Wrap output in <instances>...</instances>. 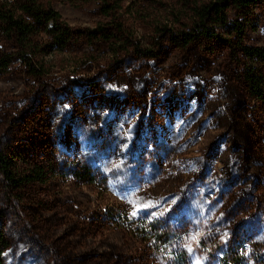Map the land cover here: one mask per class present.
<instances>
[{
    "label": "rangeland",
    "instance_id": "374dc122",
    "mask_svg": "<svg viewBox=\"0 0 264 264\" xmlns=\"http://www.w3.org/2000/svg\"><path fill=\"white\" fill-rule=\"evenodd\" d=\"M211 1L38 0L62 20L28 50L0 42L18 56L0 73V151L49 173L0 177L3 264H264V103L245 81L264 63L233 27L264 48V1L186 42Z\"/></svg>",
    "mask_w": 264,
    "mask_h": 264
},
{
    "label": "trees",
    "instance_id": "16d2710c",
    "mask_svg": "<svg viewBox=\"0 0 264 264\" xmlns=\"http://www.w3.org/2000/svg\"><path fill=\"white\" fill-rule=\"evenodd\" d=\"M261 1L264 0H212L196 8L193 28L191 32L184 34L186 42L200 37L217 36L218 28L227 25L235 11L253 7ZM60 20L62 16L58 11L51 5L40 4L38 0H0V42L11 41L19 50H28L31 47V38L35 35L36 26H47ZM233 27L239 38L238 47L242 56L264 63V48L250 47L244 43L248 25L244 21L235 20ZM17 57L16 53L0 49V73L8 72ZM22 58L23 63L31 67V61L27 55H23ZM245 81L251 96L264 103V76L254 69L246 74ZM48 174L45 169L38 167H29L25 171L17 169L15 163L0 151V177L9 186L19 187L23 183L45 182ZM90 174L91 171L82 168L78 178L85 183H93L96 180L90 177ZM151 228L157 239L160 233L159 228L157 226ZM7 247L8 243L0 229V264H3V253Z\"/></svg>",
    "mask_w": 264,
    "mask_h": 264
}]
</instances>
